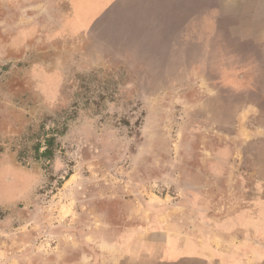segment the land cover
Wrapping results in <instances>:
<instances>
[{
	"label": "rangeland",
	"instance_id": "1",
	"mask_svg": "<svg viewBox=\"0 0 264 264\" xmlns=\"http://www.w3.org/2000/svg\"><path fill=\"white\" fill-rule=\"evenodd\" d=\"M230 1L0 0V264H264V41Z\"/></svg>",
	"mask_w": 264,
	"mask_h": 264
},
{
	"label": "crops",
	"instance_id": "2",
	"mask_svg": "<svg viewBox=\"0 0 264 264\" xmlns=\"http://www.w3.org/2000/svg\"><path fill=\"white\" fill-rule=\"evenodd\" d=\"M135 1L139 5H143L146 3L145 5H147L149 8L148 12L151 13V11H152L151 7L155 6V10H156V8H158L156 3L160 2L162 0H156V1H154V0H135ZM234 1H238V0H231L230 1L229 7L231 9V13H229V14H230L231 18H235L234 20L236 21V19L240 18L244 13L241 12V11H243V10H241V8L239 9V4L238 5L235 4ZM249 1L250 0H247L246 2H249ZM253 1L254 2H251L250 5H248L247 3L245 5L246 6V10H245V12H246V15H245L246 30L238 33V29H234L236 31H233L232 33H233V36L235 38L250 39V40L251 39L255 40V38H261L264 41V0H253ZM248 6H249V9H248ZM202 8H201L200 13H203ZM198 11H199V8H198ZM164 13L169 14V12L167 10H164ZM163 17H165V16H163ZM174 21H176V20H174ZM176 23L177 24L181 23V21H176ZM145 27L146 26H142L143 29ZM167 55H171V53L167 52ZM177 69L181 70L180 67H178ZM150 246L152 247L151 243H150ZM262 246H264V244H262ZM262 256L264 258V255H262ZM244 261H246V262H244ZM244 261L242 264L247 263V260H244ZM249 261H253V259H249ZM239 262L241 263L240 260H239Z\"/></svg>",
	"mask_w": 264,
	"mask_h": 264
},
{
	"label": "trees",
	"instance_id": "3",
	"mask_svg": "<svg viewBox=\"0 0 264 264\" xmlns=\"http://www.w3.org/2000/svg\"><path fill=\"white\" fill-rule=\"evenodd\" d=\"M50 140H51V138H47L46 139V142H47V146H46V148L43 150V154L44 155H51L52 154V149H51V147H49V145H50Z\"/></svg>",
	"mask_w": 264,
	"mask_h": 264
}]
</instances>
